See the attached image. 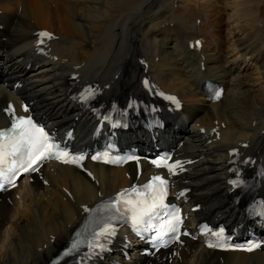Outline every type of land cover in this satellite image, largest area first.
Here are the masks:
<instances>
[{"label":"bare ground","instance_id":"6f19581e","mask_svg":"<svg viewBox=\"0 0 264 264\" xmlns=\"http://www.w3.org/2000/svg\"><path fill=\"white\" fill-rule=\"evenodd\" d=\"M255 8L254 0H0V125L26 99L41 119L62 131L74 122L81 141L91 116L73 95L93 82L104 100L125 101L140 91L144 58L147 72L183 101L170 117L178 124L171 136L185 139L180 150L196 160L177 189L192 188L190 202L200 205L202 217L243 221L244 204L226 194V178L233 147L241 153L239 162L254 158L240 166L244 171L253 175L257 164L264 167V24ZM215 16H221V25ZM178 25L190 33L179 34ZM258 26L263 29L254 34ZM37 29L56 36L42 57L36 52ZM197 37L202 45L191 49L188 42ZM205 78L225 82L220 101L208 103L199 95ZM215 126L217 137L209 134ZM90 166L94 179L70 165H46L42 180L22 178L0 195V264H47L86 205L132 180L129 167ZM257 191L264 194V180ZM175 248L174 254H165L168 250L149 259L133 253L123 263L264 264V248L218 252L199 240Z\"/></svg>","mask_w":264,"mask_h":264},{"label":"snow or ice","instance_id":"6c2138e0","mask_svg":"<svg viewBox=\"0 0 264 264\" xmlns=\"http://www.w3.org/2000/svg\"><path fill=\"white\" fill-rule=\"evenodd\" d=\"M41 35L46 36V33H42ZM148 83L147 81L145 82ZM15 135L9 137V143L5 146L6 149L10 148V151H6L5 155L9 157H16L18 154L23 157L25 150L28 151L29 154L32 152H38L35 156V159H32L30 162L27 163L25 167V171H28L33 165H35L39 160H41L46 152H51L53 147L52 144L48 143V135L45 134V130L41 127H37L33 124L31 119H20L16 125L13 126ZM63 156H67L68 153H62ZM60 158V157H58ZM83 157H79L82 159ZM97 158V157H93ZM68 162V161H65ZM72 162H76L75 159ZM15 163V160L13 161ZM161 185L165 182L161 180L159 177L156 178ZM148 190H153V185L148 184L145 186ZM137 196H143L144 193L137 192L135 189L133 190ZM154 191V190H153ZM121 195H124L123 193ZM163 193H156L151 196V203H146L145 200H137L136 204H132L131 201H125L126 204H131L132 207L128 209V211L132 212V222L139 226L144 223V217H149L156 212L157 208H163V200H162ZM137 204H144L145 207L141 209L139 212L137 211ZM119 211V209H117ZM179 220V217L176 218ZM114 232V230H112ZM175 231V228H173ZM111 234L109 232V228L105 227L99 235H108ZM213 245H209L212 247ZM252 247H259V245H252ZM248 250H251L249 248Z\"/></svg>","mask_w":264,"mask_h":264},{"label":"rangeland","instance_id":"374dc122","mask_svg":"<svg viewBox=\"0 0 264 264\" xmlns=\"http://www.w3.org/2000/svg\"><path fill=\"white\" fill-rule=\"evenodd\" d=\"M256 2V8L258 7L259 8V10L258 11H260V13L257 11V9L255 10V12H256V14H257V17H258V19L261 21V23L262 24H264V0H254V3ZM258 12V13H257ZM260 14V15H259ZM259 15V16H258ZM220 17V18H219ZM215 22H217V23H219V25H221V21H222V19H221V16H215V20H214ZM262 24H260L259 26L261 27L262 26ZM257 27V30H256V32L254 33V34H258V32L260 31V30H258V29H263V27L262 28H260V27ZM181 28V29H180ZM180 28H178V27H176L175 28V31H177L179 34H181V33H190L189 31H187V30H183V28L180 26ZM222 33V32H221ZM260 34H264V31L263 30H261L260 31Z\"/></svg>","mask_w":264,"mask_h":264}]
</instances>
